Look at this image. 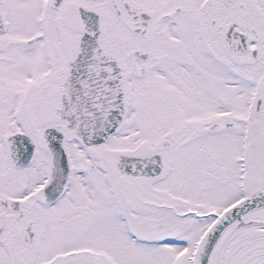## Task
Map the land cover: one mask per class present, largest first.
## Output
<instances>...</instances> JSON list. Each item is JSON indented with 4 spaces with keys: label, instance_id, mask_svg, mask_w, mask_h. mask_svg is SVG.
I'll return each mask as SVG.
<instances>
[{
    "label": "snow or ice",
    "instance_id": "1",
    "mask_svg": "<svg viewBox=\"0 0 264 264\" xmlns=\"http://www.w3.org/2000/svg\"><path fill=\"white\" fill-rule=\"evenodd\" d=\"M0 264H264V0H0Z\"/></svg>",
    "mask_w": 264,
    "mask_h": 264
}]
</instances>
